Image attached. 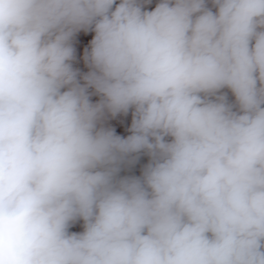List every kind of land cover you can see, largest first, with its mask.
<instances>
[{"label":"clouds","instance_id":"obj_1","mask_svg":"<svg viewBox=\"0 0 264 264\" xmlns=\"http://www.w3.org/2000/svg\"><path fill=\"white\" fill-rule=\"evenodd\" d=\"M153 3L0 0V264H264V0Z\"/></svg>","mask_w":264,"mask_h":264},{"label":"rangeland","instance_id":"obj_2","mask_svg":"<svg viewBox=\"0 0 264 264\" xmlns=\"http://www.w3.org/2000/svg\"><path fill=\"white\" fill-rule=\"evenodd\" d=\"M154 3H155V0H154ZM154 3H153V6H154ZM91 35L92 34H84V33H80L77 37V41H76V47H77V60L76 62L74 63V66L81 69V71H84L86 72L88 69L87 67L85 66L84 64V61H83V49L84 47L87 46V42L88 40L91 39ZM93 99H96L95 97H93ZM130 123H131V116H127V117H117L113 120H110V124L111 126L115 127L116 128V131L118 134H121V135H128L129 133L127 132V128L130 126ZM147 162V158L144 157L141 159L140 161V164H138L136 166V168L134 169L135 171V174L139 175V168L140 166L143 164V163H146ZM73 231H80L81 228H80V225H75L73 228H72Z\"/></svg>","mask_w":264,"mask_h":264}]
</instances>
